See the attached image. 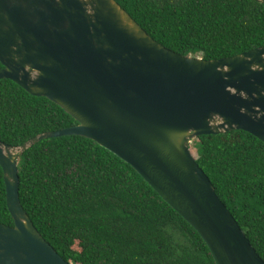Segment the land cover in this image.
I'll return each instance as SVG.
<instances>
[{
	"label": "water",
	"instance_id": "95a60500",
	"mask_svg": "<svg viewBox=\"0 0 264 264\" xmlns=\"http://www.w3.org/2000/svg\"><path fill=\"white\" fill-rule=\"evenodd\" d=\"M264 3V0H256ZM0 79L45 96L76 124L0 141V264H72L19 199L17 160L42 138L81 135L130 164L207 245L215 264H264L190 151L233 129L264 142V45L219 59L174 52L116 0H0Z\"/></svg>",
	"mask_w": 264,
	"mask_h": 264
},
{
	"label": "trees",
	"instance_id": "16d2710c",
	"mask_svg": "<svg viewBox=\"0 0 264 264\" xmlns=\"http://www.w3.org/2000/svg\"><path fill=\"white\" fill-rule=\"evenodd\" d=\"M116 2L154 40L183 55L219 59L264 45L260 1ZM74 124L47 97L0 79V141L20 146ZM189 148L264 261V142L233 129L201 134ZM17 166L24 211L72 264H215L198 232L130 164L90 138H42ZM0 223L13 224L1 166Z\"/></svg>",
	"mask_w": 264,
	"mask_h": 264
}]
</instances>
